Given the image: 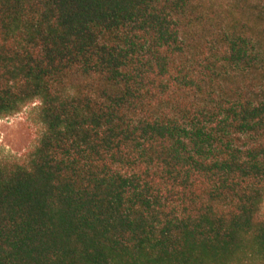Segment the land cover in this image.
Masks as SVG:
<instances>
[{
	"label": "trees",
	"instance_id": "obj_1",
	"mask_svg": "<svg viewBox=\"0 0 264 264\" xmlns=\"http://www.w3.org/2000/svg\"><path fill=\"white\" fill-rule=\"evenodd\" d=\"M0 264H264V0H0Z\"/></svg>",
	"mask_w": 264,
	"mask_h": 264
},
{
	"label": "rangeland",
	"instance_id": "obj_2",
	"mask_svg": "<svg viewBox=\"0 0 264 264\" xmlns=\"http://www.w3.org/2000/svg\"><path fill=\"white\" fill-rule=\"evenodd\" d=\"M41 131L42 125L35 118L32 106L16 115L0 118V159L22 158ZM262 211L264 213V202Z\"/></svg>",
	"mask_w": 264,
	"mask_h": 264
}]
</instances>
